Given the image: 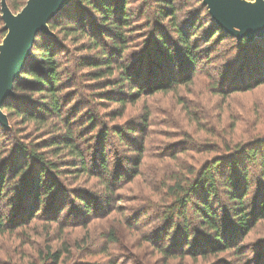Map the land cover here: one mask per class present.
<instances>
[{"label":"rangeland","instance_id":"rangeland-1","mask_svg":"<svg viewBox=\"0 0 264 264\" xmlns=\"http://www.w3.org/2000/svg\"><path fill=\"white\" fill-rule=\"evenodd\" d=\"M4 1L10 4V0ZM156 3L159 2L131 0L128 4L136 33L123 55L129 66L141 61L143 51L148 53L155 25L167 33L165 37L170 44L177 40L171 33V18L159 17ZM175 9V22L186 29L192 22L195 29L190 30L189 35L198 37L199 46L204 49L195 74L173 88L150 92L148 87L153 82L140 78L136 72L134 78L142 85L143 92L137 99L128 100L121 115H115L119 110L117 101L99 99L100 92L113 87L95 84L87 75L92 69L75 68L74 63L79 59L98 57V48H89L86 36L66 37L59 27L51 30L48 27L58 42L57 62L64 72H69L63 77L65 89L60 93L63 115L75 120L71 128H76L81 135L75 139V146L84 154L85 168L89 172L82 173L79 161L73 166L74 159L67 149L60 146L55 150L53 146L43 145L64 132V126L54 118L47 121V125H39L23 123L14 111L6 114L7 125L0 124V148L5 151L1 159L12 153L13 135L20 130L15 133V141L43 153L47 162L57 165V170L47 172L65 193L59 194L56 200H51L54 191L46 195L50 197L47 207L46 203L42 205L33 218L27 215L34 204L33 198L29 196L30 201L24 200L21 190L15 191L8 186L0 202L4 226L0 233V264L261 263L257 253L264 252V219L256 221L252 231L243 235L237 232L233 221L224 220L226 238L241 247L238 254L228 250L208 254L205 258L199 255L166 258L158 249V245L174 242L173 232L161 241L156 239L167 224L165 207L173 203L168 188L174 182H194L201 169L213 159L239 161L245 150L253 146L259 149L257 143L264 142V85L242 89L243 84L250 83L254 77L247 70L242 73V67H252L256 59L235 51V42L230 39L214 43V37L205 45L206 39L202 36L210 27V18L202 0H175ZM19 11L13 9L12 13ZM206 53L209 59L204 57ZM186 66L187 61L183 59L182 67H177L175 74L185 70L191 72ZM160 69L159 64L152 61L147 72ZM130 88L128 84L122 87L124 92ZM14 98L12 104L20 111L24 110V105L28 106L27 103L40 100L39 95L28 91H19ZM87 114H93L96 120V129L91 132L85 124L80 125ZM130 126L135 127L133 131ZM103 128L108 129V135L99 143L97 136ZM113 129L122 130L126 138L111 137ZM99 144L103 148L106 169L101 167ZM57 150L60 152L53 155ZM240 167L238 165L237 170ZM248 168L252 176L247 193L251 195L245 198L249 200L255 196L258 183L253 168ZM72 191L87 198L92 207L90 214H84L83 208L78 207V194ZM11 197L14 204L9 203ZM198 199L195 195L193 202ZM59 200V208L55 211L53 206ZM19 213L25 218V224H17L20 219L15 214ZM189 221L192 231L201 233L191 215ZM189 240L193 241L194 235ZM206 240L212 239L209 236ZM47 252H58L59 258L56 261L44 259Z\"/></svg>","mask_w":264,"mask_h":264},{"label":"trees","instance_id":"trees-1","mask_svg":"<svg viewBox=\"0 0 264 264\" xmlns=\"http://www.w3.org/2000/svg\"><path fill=\"white\" fill-rule=\"evenodd\" d=\"M130 1L72 0L48 22L50 30L59 27L66 37L86 36L88 47L98 48V57L93 60L79 59L74 63L75 68L76 70L92 69L87 75L95 84L105 83L104 87H113L100 92L99 99L117 101L119 110L115 111V115L116 113L121 115L128 100L137 99L143 92L142 85L134 78L136 72H139L140 78H147L148 81L153 82L148 87L150 92L173 88L178 83L188 81L189 77L195 74L199 58L204 51L199 46L198 37L196 38L192 33L189 35V31L195 29L194 24L189 22L190 26L186 29L184 25L175 22V0H155L159 2L156 3L157 15L171 18V33L177 40H175V44H170V41L165 37L167 33L155 25L154 33L150 37L148 53L143 51L140 55L141 61L136 65L129 66L123 55L128 44L133 43H130L131 37L136 35L133 15L128 9ZM25 2L26 0H10V4L7 6L11 12L13 9L19 11ZM208 15L210 27L202 36V39H206L204 40L205 45H208L214 37V43L224 39L233 40L235 51H241L244 56L256 59V63L252 67L248 68L247 65L242 67V73L247 70L249 75H254L250 83L243 84L242 89L264 85V34L260 36V39L255 38L251 42H247L245 39L238 40L219 27L209 12ZM4 35L3 21L0 18V42ZM56 44H58L57 39L51 34H38L30 56L19 77L13 83V96L6 99L1 110L5 115L7 113L10 115V112L14 111L23 123L29 124L47 125V121L54 118L64 126V132L49 143L43 142V145L53 146L55 150L60 146L67 149L74 159L73 166L76 167L75 161H79L82 173H88L89 171L85 168L84 154L78 146H75V139L81 138L77 129L71 128L72 123L75 125V120H69L68 116L63 115L64 108L60 93L65 89L63 77L69 72H64L57 62L56 57L59 52ZM204 57L209 59L210 56L206 53ZM183 59L187 61L188 66L186 67L191 68V72L185 70L180 72L181 75H176V68L182 67ZM152 61L157 62L161 69L148 73L147 67ZM136 68L139 70L135 71ZM231 73L233 72L231 71ZM112 76L113 78H111ZM124 84H128L131 87L130 90L124 92L122 89ZM19 91H28L32 95H39L40 100L27 103L28 106L24 105V110L20 111L17 105L12 104V101L16 100L15 94ZM23 97L25 99L26 96ZM86 116L85 122L80 125L85 124L84 127L91 132L96 129V120L93 114ZM134 128L130 126L131 131ZM81 129L82 127H79V130ZM107 131L108 129L103 128L98 133L99 143L106 139ZM18 132L20 130L17 129L15 133ZM15 133L12 153L7 158L1 159L5 151L0 148V202L5 196L4 192L9 190L8 186H11V189L15 191L21 190L22 199L27 198L30 201L29 196L33 198L34 204L31 205L27 215L36 218L34 215L39 213L40 207L45 203L46 207L48 205L50 197H45L46 195L54 191L51 200H56L59 194L64 195L65 190L57 186L54 178L48 175L50 169L57 170V165L47 162L43 153L15 141ZM110 133L111 137L117 138V140L126 138L120 129H113ZM257 144L260 150L255 146L248 148L239 161L227 159L222 162L220 159H213L201 169L194 182L186 184L174 182L168 188L173 196V203L165 207L164 217L167 219V224L156 236L157 241H161L162 237H167L173 232L174 242L171 245L168 243L162 246L158 245L159 251L166 258L184 256L195 258L197 255L205 258L208 254H217L228 250L238 254L237 251L241 250L240 245L226 238L222 223L224 220L230 219L237 232L243 235V233L252 231L256 221L264 219V142ZM59 152L60 150H57L53 155H57ZM98 153L102 161L101 167L106 169L102 145H100ZM238 165L241 166L239 170H237ZM248 167L253 168L254 178L258 183L255 196L249 200L245 198L246 195H251V192L247 193L249 177L252 176ZM74 193L78 194L76 196L80 205L78 207L83 208L84 214H90L92 207L87 198L77 192ZM195 195L199 197L198 202H193ZM13 200L11 197L9 203L14 204ZM59 205L60 200L53 206V209L57 211ZM190 215L191 219H194L201 228V233L198 230L196 233L192 231V224H189ZM15 217L20 219L17 224L26 223L22 214H15ZM3 227V220L0 216V233H2ZM192 235H194L193 241L189 240ZM209 236L211 241L206 240ZM257 256L262 260L260 264H264V252L257 253ZM45 258L56 261L59 254L58 252H47ZM255 258L256 254L253 259Z\"/></svg>","mask_w":264,"mask_h":264},{"label":"water","instance_id":"water-1","mask_svg":"<svg viewBox=\"0 0 264 264\" xmlns=\"http://www.w3.org/2000/svg\"><path fill=\"white\" fill-rule=\"evenodd\" d=\"M72 0H26L13 14L0 2L5 35L0 43V124L7 125L1 107L13 96V83L19 77L39 33L51 34L48 22ZM212 19L238 40L253 41L264 34V0H202Z\"/></svg>","mask_w":264,"mask_h":264}]
</instances>
